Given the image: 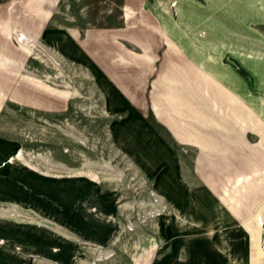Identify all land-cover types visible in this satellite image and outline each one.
Segmentation results:
<instances>
[{"label": "rangeland", "instance_id": "rangeland-1", "mask_svg": "<svg viewBox=\"0 0 264 264\" xmlns=\"http://www.w3.org/2000/svg\"><path fill=\"white\" fill-rule=\"evenodd\" d=\"M52 6L49 27L65 29L72 42L78 29L84 58L90 61L93 52L97 60L91 68L51 38L0 39V264H262L264 238L257 221L234 220L217 195L218 172L208 166L210 179L203 181L196 162L200 148L179 141L169 126V102L156 99L168 63L158 50L160 36L138 35L142 42L129 48L160 56L156 69L123 71L109 61L115 43L102 32L123 26V0H57ZM201 6H187L194 35L179 37V43L190 39L200 48ZM90 30L101 35L90 39ZM259 30L264 33V26ZM165 40L169 43L168 36ZM205 55L217 62L215 50ZM193 57L201 69L204 54ZM225 58L223 76L236 78L238 85L243 77L249 90L253 77L229 54ZM200 69L194 77L202 75ZM204 71L216 78L214 69ZM166 80L178 93L175 77ZM111 84L118 96L110 98ZM123 91L137 100L128 105ZM194 98L179 104L197 112L202 105ZM142 119L174 148L176 160L157 164L147 157L140 163L122 147L120 133L132 136Z\"/></svg>", "mask_w": 264, "mask_h": 264}, {"label": "crops", "instance_id": "crops-1", "mask_svg": "<svg viewBox=\"0 0 264 264\" xmlns=\"http://www.w3.org/2000/svg\"><path fill=\"white\" fill-rule=\"evenodd\" d=\"M55 2L57 0H0V39H11L19 34L36 35L49 40L51 38V41L56 40L65 52H73L75 59L91 68L94 67L96 55L90 52V61L84 58L81 46L83 42L80 38L82 36L78 29L72 32L75 37V42H72L68 37L69 32L67 34L65 29L49 27L48 23L52 20V16L48 14L49 8L53 7ZM172 4L177 7L178 16L172 13ZM199 4L202 5V12L198 14L202 32L200 48L194 46L190 39L181 43L178 41L179 37L188 38L194 35V25H190L187 6ZM121 17L124 23L121 28L102 29L115 43L113 50L109 52V61L121 66L123 71L140 68H148L151 71L159 62L160 56L153 59L150 55L136 54L129 48L142 42L138 35L145 34L147 38L160 36L163 44H159L158 50L167 54L168 63L160 76L156 99L169 102L167 109L171 114V119H168L171 131L180 142L200 148L202 155L196 162L202 166L203 181L208 182L210 179V169L207 171V167H214L219 180H222L217 194L220 202L227 205L234 214L235 221L254 217L258 222L255 225L262 232L263 239L264 33L259 30V26H264V0H123ZM188 28L193 31L190 32ZM95 35L101 34L90 30V39L95 38ZM166 36L169 37V43H166ZM213 50L218 53L217 62L205 58V53ZM198 51L204 54L202 58L205 59L202 60L201 67L214 69L216 78L192 61L194 52ZM225 54H229L234 59L233 62L237 61L253 77L254 81L251 87L248 86L249 90L243 77H240L238 85L236 78L232 82L223 76ZM195 69L201 70L200 77H194ZM137 73L141 75L139 71ZM129 75L134 77L133 72ZM171 76L177 80L175 83L179 85L178 93L171 90V84L166 80H171ZM100 78L106 85L107 76ZM112 78L117 79L113 76ZM142 83L140 79L137 81L138 85ZM197 83L201 84V87ZM215 83L218 85L215 91L211 92L210 85L216 86ZM226 84H235L234 89L239 87L238 92L234 93L225 86ZM112 86L113 84L107 91L110 98L112 95L118 96ZM121 95L128 105L130 100H137L129 91H123ZM194 96L200 100L202 106L199 111L192 113L188 111L187 104L185 109L182 108L185 103L179 102H192ZM157 107L160 109L158 114L161 119L167 123L162 117L161 107ZM169 107L175 109L176 113ZM181 116H187V119L183 122ZM140 124L137 132H131L132 136L125 131L120 133L122 147L132 150L131 154L137 157L140 163L147 157L154 159L157 164L176 158L174 148L155 134L144 119ZM134 133L137 135L134 136ZM206 184L211 188L209 183ZM203 191L210 193L208 189L203 188ZM221 209L219 208V214L224 212Z\"/></svg>", "mask_w": 264, "mask_h": 264}]
</instances>
